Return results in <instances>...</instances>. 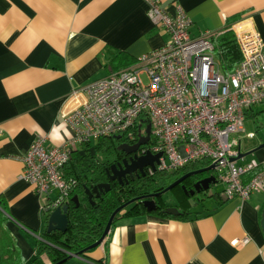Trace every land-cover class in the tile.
<instances>
[{"label":"crops","instance_id":"0c3cea01","mask_svg":"<svg viewBox=\"0 0 264 264\" xmlns=\"http://www.w3.org/2000/svg\"><path fill=\"white\" fill-rule=\"evenodd\" d=\"M177 4L191 16L193 35L245 19L264 40V0H162L171 12ZM148 10L147 0H0V211L28 260L42 238L49 197L21 178L20 156L38 135L47 145L71 136L63 114L68 95L115 72V50L139 57L169 39ZM246 116L241 150L263 166L264 103ZM223 190L208 192L189 218H119L88 259L62 264H264V190L247 200L227 199ZM245 237L249 243L235 245Z\"/></svg>","mask_w":264,"mask_h":264},{"label":"built area","instance_id":"2783aa9c","mask_svg":"<svg viewBox=\"0 0 264 264\" xmlns=\"http://www.w3.org/2000/svg\"><path fill=\"white\" fill-rule=\"evenodd\" d=\"M147 1L150 18L169 39L136 63L73 89L63 111L71 136L61 145H47V137L38 135L20 156L21 178L49 197L43 211L67 203L73 183L64 170L79 145L115 135L138 141L148 124L154 141L143 154L162 153L157 170L174 171L206 159L215 165L227 199L247 200L264 190V165L242 155L239 137L245 133L247 110L264 103L261 34L237 19L221 30L193 35L192 18L181 5L171 12L162 0ZM227 30L234 32L242 54L230 72L215 54V40ZM142 118L149 123L141 122L137 131ZM246 135L252 138L256 132ZM54 191L58 193L52 198ZM249 242L245 237L235 245Z\"/></svg>","mask_w":264,"mask_h":264},{"label":"trees","instance_id":"16d2710c","mask_svg":"<svg viewBox=\"0 0 264 264\" xmlns=\"http://www.w3.org/2000/svg\"><path fill=\"white\" fill-rule=\"evenodd\" d=\"M215 44V54L224 70L233 71L242 59L234 32L227 30L215 40ZM137 61L138 57L119 49L115 50L111 57V70L118 71ZM141 122L148 124L149 119H140L136 126L137 131ZM121 139L129 140L124 135L121 138L103 137L95 142L83 143L74 150L64 170L65 176L73 183L67 201L69 204L68 228L66 231L57 229L48 231L50 211H44L45 225L42 238L37 240L36 255L32 259L28 260L23 255L10 230L5 227V220L0 211V264H62L71 259L74 254L88 259V253L97 248L88 247L102 237L111 215L118 207L150 191L165 189L169 185L165 180L169 174L175 175L170 181L173 182L186 172L204 168L210 164L208 160L201 159L174 171L157 170L156 175L147 173L146 177L129 179V182L121 183L119 180H111L109 175L112 166L118 165L125 157L124 151L119 149ZM191 177L186 178L171 190L170 195L165 192L162 196L165 205L179 202L182 206L180 213L171 214L166 210L148 211L141 202L137 201L117 213L113 226L119 218L146 213H156L172 218H189L193 213L192 208L204 201L185 192L183 184L189 187ZM104 182H110L111 188L102 190L100 195L95 193L92 201L86 191L87 188L93 190L99 183ZM75 196L78 197L79 204L73 200ZM3 208L6 209L4 205ZM93 261L95 264L102 262L101 260Z\"/></svg>","mask_w":264,"mask_h":264},{"label":"water","instance_id":"95a60500","mask_svg":"<svg viewBox=\"0 0 264 264\" xmlns=\"http://www.w3.org/2000/svg\"><path fill=\"white\" fill-rule=\"evenodd\" d=\"M152 134V125L148 124L147 128H146V134L142 135L139 140L130 145L128 143H121L119 145V149L127 152V153H132L134 151H136L142 144H146ZM122 135H115L116 138H121ZM261 147H264V143L261 144ZM242 155L246 156V153H243ZM162 156V153H157L154 154L151 151H148L147 153L141 155V156H133L130 159L124 158L123 160V164L120 163V165H116L114 164L112 166V170L109 171V175H110V179H119L122 180L123 177L137 169H143V167L145 166H152L154 169H156V165L159 162L160 157ZM215 165L214 164H210L207 167L204 168H199V169H195V170H191L189 172L184 173L183 175H181L180 177H178L176 180H174L172 183H170L167 187H165V189H163L162 191L158 192V193H154V194H150L148 196H158L160 194H163L165 192H168L170 190H173L176 186H178L180 183H182L186 178L193 176L195 174H199V173H203V172H209L211 170H214ZM217 183V178L214 175H210L208 177H205L203 179H201L200 181H198L195 184V188L202 186L203 189L208 190L211 185L216 184ZM184 188H186L185 185H183ZM111 188V183L110 182H104V183H99L97 186L94 187L93 190L87 188V193L90 197V199L93 201L94 200V195L95 193H97V195H100V192L104 189H110ZM192 193H195V190H192ZM147 196H142L141 198H145ZM140 198V197H138ZM137 199V198H135ZM133 199V200H135ZM73 200L79 204V199L77 196H75L73 198ZM131 200V201H133ZM129 201V202H131ZM128 202V203H129ZM125 203L124 205H121L120 207H118L113 214L111 215L107 226L105 228V231L102 235V237L95 242L93 245H91L88 248H93V247H97L100 244H102L104 242V240L106 239V237L108 236V234L110 233L112 226H113V222L115 220V217L117 215L118 212H120L121 210H123L125 208V206L128 204ZM144 204L146 206V208L148 209V211H154L156 210V205H155V201L154 200H145ZM68 209H69V204L66 203L61 207H57L55 210H53L52 212H50L49 215V221H48V231H52V230H61V231H66L68 228V223H69V218H68ZM167 212L171 213V214H177L180 213V209L176 206L174 207H170L167 209ZM263 226H264V221H263ZM74 256H79V254H74Z\"/></svg>","mask_w":264,"mask_h":264},{"label":"flooded vegetation","instance_id":"af4514ba","mask_svg":"<svg viewBox=\"0 0 264 264\" xmlns=\"http://www.w3.org/2000/svg\"><path fill=\"white\" fill-rule=\"evenodd\" d=\"M140 134H141L140 136H142V133H140ZM153 141H154V138H153V135L151 134V137H150L149 141L146 144H142L136 151H134L132 153H127V152L124 151L125 157H123V159L121 160L122 162H120V163L123 164L124 158L130 159V158H132L133 156H136V155L137 156L143 155V151L146 148H149L150 145L153 143ZM136 142L137 141L121 139V143H128L130 145H132V144H134ZM120 163H118V165H120ZM147 173H151L152 175L153 174L154 175L158 174L157 167H156V169H154L152 166H145V167H143V169L137 168V169L127 173L123 177L122 180H119V179H113V180H119L121 183L129 182V179L136 180V179H139L140 177H146ZM214 174H215L214 170H211L209 172H204V173H199V174L193 175L192 176L193 178L191 177V179H190L191 183L189 184V187H187L185 184H183V185L186 186V188L183 187L185 189V192L188 195L192 196V197L198 198L199 200H203V199L205 200L207 198L208 192H209L210 188L212 187V185H211V187L208 190H206V189H203L202 186H199V187L195 188V184L198 181H200L201 179H203L205 177H208L210 175H214ZM193 189L195 190L194 194L192 193ZM158 192H160V191H150V192H148L146 194H143L142 196H147V197H145V198H141L140 197L139 199L137 198V199H135V200H133V201H131L129 203L127 202L128 204L125 207H127L130 204H134L137 201L141 202L145 206L144 201L147 199V200H154L155 201L156 210H166L167 211L168 208L176 206V207H178L180 209V211H182V206H180V203L177 202V201L173 202L172 204L165 205V203L162 200V196L164 195V193L160 194L158 196H154V195L153 196L152 195L148 196L150 194H154V193H158Z\"/></svg>","mask_w":264,"mask_h":264},{"label":"rangeland","instance_id":"374dc122","mask_svg":"<svg viewBox=\"0 0 264 264\" xmlns=\"http://www.w3.org/2000/svg\"><path fill=\"white\" fill-rule=\"evenodd\" d=\"M167 178H165V180L170 184L172 182H170L174 177L175 175L174 174H169V176H166ZM223 185L221 182H218L216 184H213L212 187L210 188L209 192L211 194H214L216 192H219L221 189H222ZM171 190L167 192V195H170L171 193ZM54 196H56V193L54 194Z\"/></svg>","mask_w":264,"mask_h":264}]
</instances>
